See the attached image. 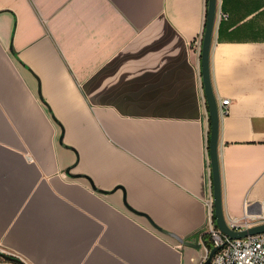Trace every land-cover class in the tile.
<instances>
[{
	"label": "crops",
	"instance_id": "obj_1",
	"mask_svg": "<svg viewBox=\"0 0 264 264\" xmlns=\"http://www.w3.org/2000/svg\"><path fill=\"white\" fill-rule=\"evenodd\" d=\"M206 8L0 0V251L24 264H203ZM209 66L218 107L230 101L224 216L242 218L245 202L253 216L264 198V0H217Z\"/></svg>",
	"mask_w": 264,
	"mask_h": 264
},
{
	"label": "water",
	"instance_id": "obj_2",
	"mask_svg": "<svg viewBox=\"0 0 264 264\" xmlns=\"http://www.w3.org/2000/svg\"><path fill=\"white\" fill-rule=\"evenodd\" d=\"M216 8H217V0H207L206 18H205V25H204V31H203L202 43H201V74H202L204 95L206 99V105L209 115V124H210L209 158H210L211 178H212L213 216L215 220V225L222 234L226 235L230 239H239L246 237L248 235L264 233V222L251 225L244 229L237 230L229 226L224 216L223 205H222L220 165H219V156H218L220 114H219L218 103L215 98L211 84L210 66H209L212 35L216 21ZM132 211L139 214L134 210ZM156 228L159 231L172 236L170 233L162 230L161 228H158L157 226ZM176 239L189 246L196 245L194 243L182 241L177 237ZM220 247L221 245L213 246L209 250L207 258L204 260L203 264H209L211 257L218 249H220ZM0 257L7 260H12L18 264H24L19 258L10 256L2 251H0Z\"/></svg>",
	"mask_w": 264,
	"mask_h": 264
},
{
	"label": "built area",
	"instance_id": "obj_3",
	"mask_svg": "<svg viewBox=\"0 0 264 264\" xmlns=\"http://www.w3.org/2000/svg\"><path fill=\"white\" fill-rule=\"evenodd\" d=\"M220 18L224 14L218 15ZM201 39L197 41L196 45L200 50ZM230 101L223 99L220 102L219 114L222 116L228 112ZM208 208V222L206 234L209 236L210 246L207 249L204 260L207 258L209 250L213 246L221 245L213 256L209 264H264V233L248 235L239 239H230L222 234L216 227L213 220V198H208L205 201ZM261 210L256 215H250L247 212V204L244 203V215L242 218H232L227 221L229 226L233 229H244L250 225V220H256L257 224L264 222V198L261 203Z\"/></svg>",
	"mask_w": 264,
	"mask_h": 264
},
{
	"label": "trees",
	"instance_id": "obj_4",
	"mask_svg": "<svg viewBox=\"0 0 264 264\" xmlns=\"http://www.w3.org/2000/svg\"><path fill=\"white\" fill-rule=\"evenodd\" d=\"M213 220H214V216H213ZM215 221V220H214ZM210 246V244H208V247Z\"/></svg>",
	"mask_w": 264,
	"mask_h": 264
},
{
	"label": "bare ground",
	"instance_id": "obj_5",
	"mask_svg": "<svg viewBox=\"0 0 264 264\" xmlns=\"http://www.w3.org/2000/svg\"><path fill=\"white\" fill-rule=\"evenodd\" d=\"M215 222V221H214Z\"/></svg>",
	"mask_w": 264,
	"mask_h": 264
}]
</instances>
